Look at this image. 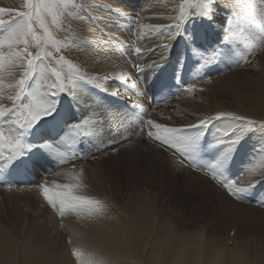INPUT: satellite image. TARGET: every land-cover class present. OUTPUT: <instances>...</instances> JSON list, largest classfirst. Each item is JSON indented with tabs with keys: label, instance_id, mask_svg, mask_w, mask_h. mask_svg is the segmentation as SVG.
I'll return each mask as SVG.
<instances>
[{
	"label": "rangeland",
	"instance_id": "374dc122",
	"mask_svg": "<svg viewBox=\"0 0 264 264\" xmlns=\"http://www.w3.org/2000/svg\"><path fill=\"white\" fill-rule=\"evenodd\" d=\"M144 1L69 0L71 7L62 10L60 26L50 28L63 45L60 54L89 76L99 74L103 77L98 81L101 87L109 93L118 91L119 95H110L83 82L81 87L91 99L82 103L66 94L58 95L51 115L25 135V142L33 147L10 163L0 161V225L15 240L17 264L24 260L26 263L24 258L35 261L42 254L50 264H81L89 260L95 264V253L85 237L100 229V220L123 213L124 218L134 203L142 201L153 205L154 220L168 222L185 236L222 241L224 252L212 264H235L231 254L235 243L241 240L252 243L264 255V179L242 193L241 199L233 198L217 186L210 174L177 167L169 151L148 139L147 129L143 136L139 133L142 120L148 119L175 127L217 112L264 120V111L252 110L249 105V96L255 90L264 92V30L252 26L246 33V43L225 42L228 9L242 4L240 0H217L211 18L193 16L184 22L180 33L169 42L166 59L159 66L136 73V63L158 60L161 52H149L146 58H140L133 48H142L146 55L155 47L149 44H154L156 37L166 36L148 37L147 30H143L142 36L138 24H161L172 6H178L174 12L178 14L180 3L173 0L164 7L167 0H147L144 6ZM0 7L22 10L23 0H0ZM152 8L156 12L148 16L146 13ZM47 20L51 24V17ZM36 31L42 35L38 25ZM37 50L34 44L30 48L32 52ZM197 51L216 52V60L201 66ZM21 71L14 69V77L19 78ZM121 74H126L123 83L118 79ZM133 84L139 87L133 88ZM188 84L196 87L186 90ZM96 100L103 105L102 114L96 117L102 121L97 125L98 132L76 137L73 148L62 149L67 153L63 163L60 157L40 147L45 141L54 142L64 135L67 126L87 114V105ZM91 110L100 113L99 109ZM226 126L227 121L218 119L203 130L190 154L197 167L204 168L218 157L229 139L221 135ZM263 147L264 132L247 133L235 146L222 173L238 176L246 165L259 158ZM77 174L82 180L73 179ZM45 181L50 187L53 181L79 183L74 193L99 200L106 211L59 213L40 194L37 185ZM79 237L82 238L78 240ZM152 242L150 235L144 248L138 250L141 264L150 261ZM193 248L194 245L186 246L171 258L154 259L161 262L170 258L166 264H179L192 258ZM74 249L81 254L79 258ZM246 251L244 257L248 262L252 248ZM259 257L263 262L258 264H264V257ZM100 259L98 264H107Z\"/></svg>",
	"mask_w": 264,
	"mask_h": 264
},
{
	"label": "snow or ice",
	"instance_id": "6c2138e0",
	"mask_svg": "<svg viewBox=\"0 0 264 264\" xmlns=\"http://www.w3.org/2000/svg\"><path fill=\"white\" fill-rule=\"evenodd\" d=\"M216 2L217 0H180L178 14L167 17L172 23L167 25L139 23L138 28L142 36L145 35L143 30H147L148 37L166 34L167 42L149 49L150 52L157 50L161 52L158 60L136 63L135 72L141 73L145 69L159 66L166 59L169 42L180 33L184 22L193 16L211 18ZM240 3L242 7L234 5L228 9L229 15L225 20L223 36L225 42L246 43V33L252 26L264 30V0H240ZM67 7H71L69 0H23L22 10L0 7V29H3L0 38V161L2 162L10 163L21 156L25 149L33 147L25 142V135L44 117L51 115L57 104L58 95L66 94L82 103L86 98L91 99L86 89L81 87L82 82L109 93L107 88H102L98 83L103 77L99 74L89 76L78 64L60 54L63 45L55 38L50 28L60 26L62 10ZM5 15L7 19L4 18ZM48 17H51V24L48 23ZM37 25L42 30V35L37 34ZM33 44L38 49L35 52L30 51ZM133 52L136 56H141L144 50L134 47ZM196 55L200 59L201 66L214 62L217 57L216 52L197 51ZM17 68L22 69L19 78H15L13 74V70ZM5 75L9 77L7 83ZM118 79L122 83L125 82L126 74H121ZM132 87L138 88L139 85L133 84ZM195 87V84H188L186 90ZM109 94L119 95V92ZM5 100L7 103L4 102ZM87 106V114L79 121L69 124L64 135L54 142L45 141L40 145L60 157L61 163L67 156L62 149L73 148L76 137L98 132L97 125L102 121L96 117L102 114L103 105L96 100ZM91 109H99L100 113ZM218 119L227 121V126L222 129L221 135L229 139L214 161L204 168L197 167L190 154L203 130ZM145 129L148 139L157 142L164 150L171 153L177 167H187L192 171L203 172L206 176L210 174V178L217 183V186L222 187L233 198L241 199L242 193L254 187L260 179H264V148L261 149L259 158L246 165L238 176L229 177L221 171L235 146L247 133L264 132V120L257 121L231 112H217L215 115L198 118L196 122L180 127L157 123L151 119L142 120L139 129L141 136L144 135ZM193 129L198 131H191ZM72 155L75 157V151ZM2 166L0 164V167ZM73 179L80 181L82 176L77 174ZM7 186L11 187V185ZM37 187L47 204L59 213L71 210L100 214L106 211V206L99 200L74 193L73 190L80 187L79 183L61 184L53 181L50 187L45 181ZM73 251L79 258L81 254L75 249ZM81 264H94V262L82 261Z\"/></svg>",
	"mask_w": 264,
	"mask_h": 264
},
{
	"label": "bare ground",
	"instance_id": "6f19581e",
	"mask_svg": "<svg viewBox=\"0 0 264 264\" xmlns=\"http://www.w3.org/2000/svg\"><path fill=\"white\" fill-rule=\"evenodd\" d=\"M172 1L173 0H167L164 7H167ZM143 5H147V0L144 1ZM177 8V5L172 6L169 9L168 16L175 15L174 12H176ZM152 12H156V9L152 8L146 14H148V16H153ZM167 17L163 18V23L161 24L170 23V20ZM149 22L151 23V21ZM156 40L157 41L154 44L150 43L149 47L163 44V41H166L165 38L160 37H156ZM149 52L150 51H147L146 55H141L140 58H146L149 55ZM143 53H145V51ZM155 55H157V53ZM141 61L144 60L142 59ZM108 77L113 78L111 76ZM5 81L7 82L8 79ZM249 105L252 110L259 109L264 111V92L255 90L249 96ZM198 157L203 158V156ZM200 161H202V159H200ZM137 204L134 203V205H132L134 207L130 210L126 208L129 213L124 218L123 213V216H117L116 214V216H107L100 220L99 226L102 230H94L90 236L85 237V240L89 242L90 250L95 253V264H98L97 261L101 260V257L106 260L107 264H141L137 259L138 250L140 247L144 248L143 243H145L146 239H148L150 235H152L153 242L149 247V251L151 252L150 261L145 262L146 264H166L175 253L181 252V249L186 246L190 248L191 245H194V248L192 249V258L190 260L181 261L179 264H198L199 261H203L204 264H212L224 252L225 244L222 241L197 235L187 237L181 231L175 230L171 227L168 222L163 220H154V208L150 202L142 201L138 205ZM125 212L127 213V211ZM1 225L0 264H17V258L15 257L14 251L16 246L15 240L13 239L11 233L7 229H4L2 227L3 225ZM81 238L82 237H79L78 240ZM248 247H251L252 251L251 257L247 262L244 255L247 256L246 248ZM257 253L261 254L259 256L264 257L258 247L255 248L252 243H250V245L249 243H242L241 240L239 244L235 243L231 257L236 262L235 264H258L260 260L262 262L263 260L260 259ZM154 256H168L170 258L160 262L156 261ZM24 259H26L27 262L25 263L24 260L23 264H50L43 254L42 257L35 261H29L27 258Z\"/></svg>",
	"mask_w": 264,
	"mask_h": 264
}]
</instances>
